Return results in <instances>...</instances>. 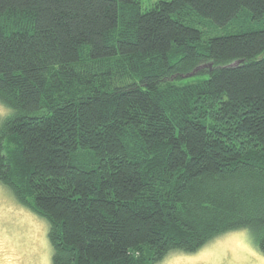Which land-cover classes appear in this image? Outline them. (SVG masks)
Here are the masks:
<instances>
[{
	"label": "trees",
	"instance_id": "obj_1",
	"mask_svg": "<svg viewBox=\"0 0 264 264\" xmlns=\"http://www.w3.org/2000/svg\"><path fill=\"white\" fill-rule=\"evenodd\" d=\"M252 20L264 0H0V183L49 221L53 264L239 230L264 252V28L209 36Z\"/></svg>",
	"mask_w": 264,
	"mask_h": 264
},
{
	"label": "rangeland",
	"instance_id": "obj_2",
	"mask_svg": "<svg viewBox=\"0 0 264 264\" xmlns=\"http://www.w3.org/2000/svg\"><path fill=\"white\" fill-rule=\"evenodd\" d=\"M158 1L161 0H140V3L146 10ZM211 26L214 32L209 36H221L249 28L263 29L264 21L252 20L246 26L240 22L228 27ZM10 113L0 103V123ZM49 231L46 218L20 204L13 192L0 183V264H53ZM158 264H264V252L249 230H239L215 238L194 254L172 252Z\"/></svg>",
	"mask_w": 264,
	"mask_h": 264
}]
</instances>
